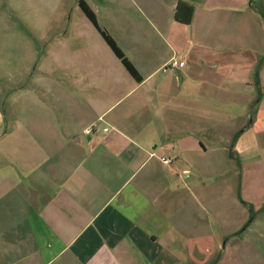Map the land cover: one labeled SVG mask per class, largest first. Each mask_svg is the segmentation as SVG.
Segmentation results:
<instances>
[{"label": "crops", "instance_id": "crops-1", "mask_svg": "<svg viewBox=\"0 0 264 264\" xmlns=\"http://www.w3.org/2000/svg\"><path fill=\"white\" fill-rule=\"evenodd\" d=\"M91 1L141 81L105 42L0 103V264H264V0Z\"/></svg>", "mask_w": 264, "mask_h": 264}, {"label": "rangeland", "instance_id": "rangeland-1", "mask_svg": "<svg viewBox=\"0 0 264 264\" xmlns=\"http://www.w3.org/2000/svg\"><path fill=\"white\" fill-rule=\"evenodd\" d=\"M79 1L0 0V103L5 111L16 89L39 88L35 84L44 77L43 63L89 62L98 55L97 45L106 44ZM84 1L91 8L92 1Z\"/></svg>", "mask_w": 264, "mask_h": 264}, {"label": "trees", "instance_id": "trees-1", "mask_svg": "<svg viewBox=\"0 0 264 264\" xmlns=\"http://www.w3.org/2000/svg\"><path fill=\"white\" fill-rule=\"evenodd\" d=\"M251 3H252V0H251ZM79 6L82 9V11L85 13V15L88 17V19L91 21V23L94 25V27L100 32L101 36L103 37L107 45L111 48V50L116 55V57L123 63V65L128 70V72L131 74V76L136 81L140 82L141 77L139 76V73L133 67L131 62L126 58V56L121 51L117 43L113 40V38L106 31L100 28L98 21H97L96 14L90 8V6L84 0L79 1ZM256 10L264 21L263 6L261 4H257ZM193 16H194L193 6L189 5L186 2H180L176 10V15H175L176 21L182 24L190 25L193 21ZM250 213H251V218H250L249 223H251L257 217V213L253 210V208H250Z\"/></svg>", "mask_w": 264, "mask_h": 264}, {"label": "built area", "instance_id": "built-area-1", "mask_svg": "<svg viewBox=\"0 0 264 264\" xmlns=\"http://www.w3.org/2000/svg\"><path fill=\"white\" fill-rule=\"evenodd\" d=\"M179 68V64L177 61H172L170 62L165 68H164V72H168L169 70H175ZM162 161L165 163V164H171L172 161L170 159H166V158H163Z\"/></svg>", "mask_w": 264, "mask_h": 264}]
</instances>
